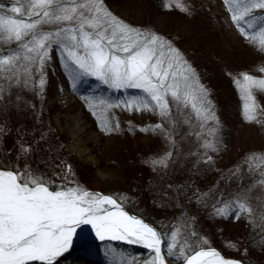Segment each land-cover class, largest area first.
I'll list each match as a JSON object with an SVG mask.
<instances>
[{
    "label": "snow or ice",
    "instance_id": "6c2138e0",
    "mask_svg": "<svg viewBox=\"0 0 264 264\" xmlns=\"http://www.w3.org/2000/svg\"><path fill=\"white\" fill-rule=\"evenodd\" d=\"M223 3L230 14L231 26L249 45L264 54V0H223ZM172 5L189 12L182 0H168L165 7L171 10ZM12 44L16 47H10ZM53 50L61 53V67L73 88L84 78L93 77L109 89H134L143 93L119 102L104 97H83L103 132L111 134L120 128L118 121L113 124L114 115H110L114 108L152 112L163 123L140 131L157 134L159 130L170 148L179 151L174 136L180 124L195 127L194 114L202 130L209 121L215 125L207 129V135L213 139L203 140L201 147L206 151L195 163L213 162L207 153L219 151L215 137L220 121L209 99L210 92L200 83L183 53L166 37L118 18L104 0H13L10 6L0 4V101L6 92L11 94L13 87L33 91L38 88L36 94L41 96L46 84L45 69ZM34 69L38 80L34 79ZM259 71L264 72V67ZM239 77H233V84L242 101L245 122L264 123L257 118L260 105L256 99V92L264 94V77L248 73H240ZM16 99L19 101L20 97ZM173 107L181 119L173 116ZM185 109L191 111L185 112ZM4 135H7L6 128L0 125V143ZM203 135V132L196 133L198 138ZM45 139L42 133L40 140L33 144L18 140L16 162L0 160V264H57V259L72 247L73 237L81 226H91L100 241H123L148 249L151 256L142 264H167L164 247L167 256L182 258L184 264H243L224 258L214 248L205 249L203 245L209 241L192 229L194 217L187 221L178 217L169 233H161L125 210L123 194L118 200L113 195L93 193L79 184L69 186L73 184L69 180L73 169L66 161L55 164L52 174L63 175L68 183L56 185L48 172L40 168V165L44 169L52 166L50 156H39L35 167L30 162L34 153L42 151L39 145ZM172 157L173 152L169 150L152 159L149 162L152 170L167 168ZM244 164L253 176L252 182L232 193V198L222 204L217 201L213 215L235 220L244 217L253 229L264 231V197L251 195L257 187L264 192V153L246 155ZM55 168H61V173ZM240 169L241 165L236 166L232 175L239 176ZM208 195L201 193L198 202ZM252 199L257 201L255 207L250 203ZM259 244L264 245V236ZM226 247L236 246L226 242ZM115 255L120 258L114 259L113 264H137L135 258Z\"/></svg>",
    "mask_w": 264,
    "mask_h": 264
},
{
    "label": "rangeland",
    "instance_id": "374dc122",
    "mask_svg": "<svg viewBox=\"0 0 264 264\" xmlns=\"http://www.w3.org/2000/svg\"><path fill=\"white\" fill-rule=\"evenodd\" d=\"M9 1L11 5L13 0ZM182 1L188 3V13L179 9L170 10L163 5L159 10L152 6L153 0H104L106 7L118 18L133 26L151 29L166 37L183 53L195 71L197 70L200 83L210 92L209 99L214 104V111L220 121L215 137L219 142L217 145L219 151L209 150L207 153L212 156L215 163L212 172L217 173L216 179H219L238 165H241L242 168L245 165L246 155L264 153V123L245 122L242 116V101L233 84V77L241 78L239 77L240 73L264 77V72L259 71V68L264 67V54L249 45L231 26L230 14L226 10L223 0ZM0 4L4 3L0 1ZM8 14L13 15L12 13ZM60 56L59 50L52 51V59L45 69L46 84L43 94L41 96L36 94L39 91L38 88L33 92L37 107L36 115L31 116L29 111L23 110L19 105L20 101H28L27 96L31 93L29 88L13 87L10 90V95L5 93L6 101H1L2 105L6 104L5 106H7V114L11 118L15 117L14 119L23 126L21 133L25 135H22L21 143L33 144L40 140L42 133L46 137L45 141L39 145L42 151L34 153L30 162L36 165L35 161L39 156L47 158L50 156L52 166L47 171L48 175L56 185H62L68 181L64 180L63 175L53 176L52 170L55 164H59L61 160L66 161L73 169V173L69 174V180L73 181V184L69 186L79 184L93 193L113 195L118 200L120 194H123L126 198L123 204L124 208L157 228L146 220L143 214L158 218L157 215L161 213L159 210L162 207L161 201H158L162 182L167 181V176L172 179L180 176V172L184 170L183 162H188L186 151L193 144L182 140L177 145L180 147L179 151H175L176 149L170 148L163 135L159 134V130H157V134L140 131L141 128L160 123V118L157 115L152 112H136L135 110L129 112L123 107L112 109L110 114L115 118L113 124L115 121L119 122V130L106 134L98 125L97 118L89 111L83 97H104L113 102H119L130 96H137L140 91L109 89L93 77L84 78L73 88L69 77L61 67ZM33 72L34 79L38 80L39 76L35 75V69ZM5 87H7L6 84ZM60 91L67 92L69 96V107L66 111L63 100H58ZM17 96L22 100L17 101ZM256 99L260 105L257 118L264 121V94L256 92ZM13 100L15 108H12L9 103ZM29 100L31 103V98ZM173 110H176L175 107ZM77 116H80L84 128L87 130L84 133L85 139L91 140L87 146H84L88 155L81 158L77 157V150L71 147L73 142L68 129V119H75ZM34 120L35 123H33ZM195 123V127L192 129L195 133L203 132L204 135L201 138L196 136L197 139L192 146L193 152L196 153L192 157L193 160L206 151L201 147V144L204 139H213L207 135V129L215 126L213 121H209L205 129L202 130L196 120ZM35 125L37 126L36 131L33 129ZM164 127L167 128L168 125L164 124ZM188 129L190 132L192 131L190 127ZM36 136H38L37 139ZM17 141L15 137H12L4 139L3 142L12 145ZM43 149H50V151H43ZM169 150L175 152L176 157H172L167 168L157 167L156 171H153L149 162L152 159H158ZM40 168L42 169V167ZM195 170L197 169L193 171ZM55 171L61 173L62 170L55 168ZM189 173L191 175L192 171ZM192 177L190 176V178ZM151 183L158 184L155 191L148 190ZM211 187L209 186L208 189ZM202 192L205 193V190ZM156 197L158 198L156 199ZM152 198L156 199V203ZM216 206L219 207L220 204ZM155 208L158 210L156 211ZM194 218L197 220V226L192 229L209 241L208 245H203L205 249L211 247L226 255L225 250L230 249L226 247V242H231L236 246L234 248L236 253L241 254V258H233L239 259L245 264H264V249L254 251L243 243V247H240L239 241L234 242L233 238L238 233L237 228L241 227L240 223L235 229L233 228L236 226L226 229L223 224L225 219L213 215V212L209 216H194ZM157 222L162 226L166 224L167 219L163 216L157 219ZM172 224L167 223L163 227L168 229L170 225H174ZM157 230L160 231L158 228ZM85 244L87 243L80 244L74 248L72 253L64 255L63 257H67V259L59 264H113L114 259L120 258L115 255L116 253L125 257L132 255L129 248L115 249V246L108 244L110 246L106 248V251L99 249L98 252L92 242L91 247L83 248ZM165 251L167 256L166 247ZM146 253L147 256L137 264H142L144 260L150 258L151 253L149 251ZM167 258L170 264H176L179 259L181 261L178 264H184L182 258L177 259L175 256H167Z\"/></svg>",
    "mask_w": 264,
    "mask_h": 264
},
{
    "label": "trees",
    "instance_id": "16d2710c",
    "mask_svg": "<svg viewBox=\"0 0 264 264\" xmlns=\"http://www.w3.org/2000/svg\"><path fill=\"white\" fill-rule=\"evenodd\" d=\"M0 1H2L5 6L10 5L9 0H0ZM153 2L154 3L152 6L160 10L162 5L165 7V4L168 3V0H153ZM182 3L188 7V3L186 1L185 2L182 1ZM176 9L178 8H176L175 5H172L171 10H176ZM10 47L15 48L16 45L12 44ZM4 51H7V48H5ZM29 92L31 93L29 95L30 97L27 96L28 101L27 102L20 101L19 105L22 106L23 110L29 111L31 116H34L37 114L36 101H35V96L33 94L34 91L31 90V88H29ZM138 95H143V93L139 92ZM6 98H7L6 95H4L5 101H6ZM29 98H31V103H30ZM9 103L11 104L10 106H12V108H15V105H13V103H15L14 100ZM5 105L6 104L2 105L0 101V125H3L7 131V135L3 136L2 142L4 141V139L6 140L7 138H12V137L13 138L15 137L16 140H20L22 138V135H25L21 133L23 126L22 124H19L16 119H14L15 117L11 118V116L7 114L6 112L7 106ZM189 111H191V109L185 110V112H189ZM172 113L176 114L173 116H177L176 110L172 109ZM177 118L181 119L178 116ZM159 120L161 121L160 123L163 122L161 119ZM192 122L194 125L196 124L194 114L192 116ZM33 123H35V120L33 121ZM188 127H189L188 124H180L177 129L178 134H176L174 138L177 142L184 140V141H187V143L190 142L189 144L191 145L193 144L192 146H194L195 139H197L196 133L192 129V127H191L192 131L190 132ZM33 129L36 131L37 126L35 125ZM37 137L38 136H36V139ZM20 142H22V139L20 140ZM192 146H189L188 147L189 150L186 151V159L188 160V162H183L182 167L184 168V170L183 171L180 170L182 172H180V176L177 177L178 179L177 178L172 179L171 177L167 176L168 178L167 181H165L164 183L162 182V186L160 189L161 194L159 196L160 199L156 197V199L158 198V201H161L160 203H162V207L159 210L161 211V213L157 215L158 218H153L151 216H147L143 214L146 220L154 224L161 231V233H169L170 232L169 229L172 228V226L170 225V228L168 229L164 228L163 226L167 225V223L175 224V222H177L178 217H182L183 219L185 218L186 219L185 221H187L189 217H194V216L198 217L202 215L209 216L214 211L213 205L216 204L217 201H220L222 204L225 199L232 198L231 197L232 193L240 191L241 188L247 187L252 182L253 176H251L248 173L247 164H245L240 169L239 176L232 175V172L235 169L233 168L231 172L226 173L225 175L221 176L219 179H216L217 173L215 174L212 172V170L214 169L212 167L215 164L214 161L210 164H205L203 163V161H201L199 164H196L195 162L199 159V157H197V159L194 158V160L192 159V157H194V155H191V153H194ZM178 149H180L179 146H178ZM17 151H18V145L16 143L12 145L5 144L4 142L0 143V160H3L5 163H8L9 161H11L12 163H15ZM8 152H10L11 155H6V153ZM174 153H173V156L176 157L177 154H174ZM45 158L47 157L45 156ZM194 164H195V167H194ZM179 166L181 165L179 164ZM33 167H35V165H33ZM40 167H42V169L46 171H48L49 169V168L44 169V165H40ZM194 169H197V170L193 171ZM189 171H192L191 175H189L190 174ZM190 176H193V177L190 178ZM255 178L259 179L258 176ZM171 180L173 182H170ZM211 185L213 186L211 187ZM209 186L211 187V189H208ZM157 188H158V184L151 183L148 190L155 191ZM203 190H205V193H209V195L203 201L198 202L197 198L200 196L201 193H203L202 192ZM251 195L252 197H256L258 195L261 197H264V192L261 191L260 187H257L256 189L253 190ZM147 196H150V195H147ZM156 199L152 198V200L154 201ZM250 203L255 207L257 204V201L255 199H252ZM155 210L157 211L158 209L155 208ZM156 211L154 212L156 213ZM163 216L167 219V222L166 224H163L161 226L160 223L157 222V219H160ZM196 221L197 220L195 218L192 227L195 226L196 228L197 226ZM239 223L241 224V227L237 228ZM257 223H259V221H257ZM223 224L226 229H230L229 227L236 226L233 229L237 228L238 233L235 234V238H233V240L234 242L239 241V243H241L240 247H243V244H244L245 246L254 249V251L255 250L259 251V250L264 249V245L259 244L261 237L264 236V231H262L261 228L253 229L252 225L249 224L244 217H241V219L239 220H235L233 217H229L223 221ZM222 230H224V228H222ZM165 239L167 240L168 237H165ZM92 244L98 252H99V249L106 251V248H108V246L110 245L115 246V249L119 247H124L126 249L129 248L130 249L129 251H131L132 255H128V257L135 258L136 262H139L141 259L147 256L146 255L147 250L136 248L133 246H128L122 243H114V242L106 241L101 244H98V243H92ZM92 244L87 243L84 245L83 248L91 247ZM225 254L230 257L241 258L240 257L241 254L239 252L236 253L234 249L225 250ZM65 259H67V257H63L62 259L58 260L57 264L64 261ZM179 261L181 260L180 259L177 260L176 264H178Z\"/></svg>",
    "mask_w": 264,
    "mask_h": 264
},
{
    "label": "bare ground",
    "instance_id": "6f19581e",
    "mask_svg": "<svg viewBox=\"0 0 264 264\" xmlns=\"http://www.w3.org/2000/svg\"><path fill=\"white\" fill-rule=\"evenodd\" d=\"M68 94L65 91H60V97H58V100H63L64 103V110H68ZM69 124H68V129L70 130V137L72 138V148L77 150V157H86L88 153H86L84 146H87L89 142H91L90 139H85L84 133L87 131L84 128V123L81 121L80 116H77L75 119H68ZM83 147V149H81ZM93 162V160H92ZM91 226H81L80 229H77V233H87L91 231ZM76 236L73 237V242L75 241ZM123 242V241H119Z\"/></svg>",
    "mask_w": 264,
    "mask_h": 264
},
{
    "label": "water",
    "instance_id": "95a60500",
    "mask_svg": "<svg viewBox=\"0 0 264 264\" xmlns=\"http://www.w3.org/2000/svg\"><path fill=\"white\" fill-rule=\"evenodd\" d=\"M126 210V209H125ZM127 211V210H126ZM128 212V211H127ZM130 215H133V214H131L130 212H128ZM135 216V215H134ZM137 217V216H136ZM137 218H139V217H137ZM145 222V221H144ZM146 223H148V222H146ZM149 224V223H148ZM150 226H153V225H151V224H149ZM154 227V226H153ZM78 232V231H77ZM94 241V240H96V241H98L99 239H97L96 238V236H95V232H94V230H91V231H89V232H87V233H77V235H76V239H75V241L73 242V244H72V247L68 250V251H70L71 249H73V248H75V247H77V246H79L80 244H82V243H84V242H86V241ZM135 246H137V247H139V248H143V249H145L144 247H142V246H140V245H135ZM148 250V249H147ZM164 250V254H165V259H166V262H167V264H170L169 263V261H168V258H167V256H166V251H165V248L163 249ZM67 253V252H66ZM66 253H64L62 256H64ZM221 253V252H220ZM221 255L224 257V258H228V259H233V260H237V261H240L239 259H236V258H233V257H227L226 255H224L223 253H221ZM61 256V257H62ZM61 257H59V258H61ZM58 258V259H59ZM57 259V260H58ZM243 264H245L244 262H243Z\"/></svg>",
    "mask_w": 264,
    "mask_h": 264
}]
</instances>
